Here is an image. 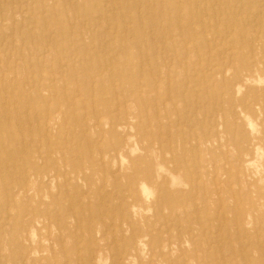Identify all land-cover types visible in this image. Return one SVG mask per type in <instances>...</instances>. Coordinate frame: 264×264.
I'll list each match as a JSON object with an SVG mask.
<instances>
[{"label":"bare ground","instance_id":"6f19581e","mask_svg":"<svg viewBox=\"0 0 264 264\" xmlns=\"http://www.w3.org/2000/svg\"><path fill=\"white\" fill-rule=\"evenodd\" d=\"M13 1L17 5L8 14H0V28L4 26L0 36L8 38L4 48L0 49V194L11 205L22 201L26 203L17 205L16 209L22 214L18 220L11 219L12 215L0 220V264H4L3 258L9 264H107L108 260L111 264H142L140 258L145 256H152L146 264H190L184 262L186 258L172 256L176 249L175 253L184 254L192 248L186 249L184 244L192 241V214L195 216L199 212L196 204L190 207L183 205L186 195L184 186L196 183L198 186L201 167L208 166L212 159L211 151L221 120L210 117L216 115V109L204 113L202 109L198 110L202 108L199 98L206 90L195 88L199 80L187 69L182 71V81L171 85V74L159 77V69H155L151 61L155 64L159 62L157 54L160 50L167 52L163 57L167 60H162L169 66L173 58L182 63L194 52L202 71L206 69L208 74L222 76V86L233 83L244 87L248 80L261 81L264 71V0ZM3 2L0 0V8ZM165 3L168 7L163 6ZM36 10L43 15L35 16ZM58 15H65L66 19L74 17L79 22L69 27ZM205 16L207 20H204ZM26 26L29 28L23 30ZM33 28H40L38 34L46 37L39 48L30 47L33 56L51 59L56 45L67 52L65 59H56L54 73L45 74L33 69L39 57L27 62L15 56L26 51L28 43L25 42L34 35ZM47 31L48 34H42ZM51 32L54 35H50ZM85 35L88 40H85ZM193 38L195 42H190ZM96 40L100 41L94 45V53H90L91 44ZM10 44H16L17 53ZM106 50H112L122 58L106 59L96 65L88 63L92 58L99 60V55ZM75 62L86 71L83 81L87 77L93 78L91 88L84 89L85 94L93 97L103 90L97 105L93 104L94 111H75V108L86 106L83 102L79 105L80 101L76 99L77 95L85 94L74 84L77 75L71 66ZM228 68L235 72V77L226 82L224 77ZM92 69L99 72L94 76L88 75ZM160 83L166 93L159 91ZM258 88L247 85L250 93ZM228 89L233 92L232 87ZM71 90L78 92L71 93ZM45 96H50L49 100L55 96L58 99L52 107H48L41 103L48 98ZM244 97L234 104L245 108L251 115L253 109ZM261 99L263 107L264 99L263 102ZM148 108L154 118H168L170 125H167L165 134L168 135L169 150L161 146L160 151L168 150L178 165V173L170 174V179L160 184L156 179L163 178V167L158 158L154 159L148 153L153 151L148 144L155 131L150 127L141 132V126L135 121ZM168 110H171L170 113ZM208 112V123L200 125L192 118L197 113L206 117ZM68 115H71V122L75 125L73 132L83 141L93 140L92 135L86 134L89 129L96 131V138L112 137V142L101 149L100 156H95L90 147V154L79 159L61 154L59 162L51 155L52 145L57 143L56 134L63 129ZM195 124L198 127H194ZM222 124L229 134L237 137L234 158L240 169L255 162L253 154L260 148L263 132L253 134V123H248L251 126L249 130L239 124ZM207 126L211 128L205 130ZM154 127V130L158 128L156 135L161 136V126ZM131 130L139 131V141L145 134L149 135V139L146 138V142L140 145V150L145 153L139 157L131 156ZM134 145L137 146L136 143ZM74 147V150H80L76 142ZM199 149L207 157L200 159L197 164L199 171H195V177L189 178L183 157L188 152L192 156V152ZM121 153L130 157L125 168ZM51 163L52 168H49ZM71 172L89 183L92 189L90 195L80 197L77 204L55 196L47 203H40L36 197L40 187L46 182L63 187L72 177ZM101 181L117 187L116 196L122 198L123 203L105 204V199L114 194L105 191L97 193ZM148 185L157 192V199L155 197L152 202L148 201L152 193ZM94 192L96 200L92 199ZM42 207L46 210H39ZM162 207L168 209L172 218L176 219L178 214L185 220L187 225L183 233L167 232L168 235H164L168 228L164 231L162 226L167 220L161 214ZM109 223L117 228L113 230ZM194 223L199 226L205 224L200 219H195ZM53 225L58 230L57 234L45 230ZM77 236L84 239V245L74 243ZM153 240L156 242L153 243ZM87 244L88 247H84ZM189 251L187 257L193 258ZM196 261L195 256L191 264Z\"/></svg>","mask_w":264,"mask_h":264},{"label":"rangeland","instance_id":"374dc122","mask_svg":"<svg viewBox=\"0 0 264 264\" xmlns=\"http://www.w3.org/2000/svg\"><path fill=\"white\" fill-rule=\"evenodd\" d=\"M44 1H48V0H44ZM2 5L3 6L0 8L2 12L0 11V14L3 13L8 14L10 12V9L17 5V2L13 0H4ZM163 6L168 7L166 3ZM34 14L35 16L43 15L41 12L37 10L34 12ZM58 16L61 17L64 24L69 27L72 26L74 22L77 21L79 22V20L75 19L74 17H70L69 19H66L67 17L65 15H58ZM203 18H206L204 20L208 19L206 16ZM3 27H1L0 30ZM82 27L84 28V26ZM28 28L29 27L26 26L24 27L23 30H26ZM31 30L34 32V35L30 39L26 40L25 43H28L25 47L27 48L26 51H22L23 53L21 55L15 54V56L16 55L20 56L19 58H21L22 60H26L27 62L34 61L35 58L39 57V56L37 57L36 55L35 56L32 55L33 52L30 49V47L34 46L36 48L37 47L39 48L41 46L40 44L46 40L45 35L41 36L38 34L41 30L40 28H33ZM42 34H48V31L46 33L42 32ZM50 35H54V32H51ZM176 37L177 36H174V38ZM6 39L8 38L7 37L4 38L0 36V44H1L0 49L4 48V43ZM88 39L89 37L85 35V40ZM99 41L100 40H96L91 44L90 48L93 49L89 50L90 53L92 52L94 53V45L98 44ZM190 42H195L194 38ZM9 46H11L13 50H15L16 52V48H15L16 44L15 45L10 44ZM149 48L152 49L153 47L149 46ZM65 53L67 52L61 51L60 46L56 45L51 59L46 56L41 58L39 57L38 64H35L34 68L33 67L32 68L38 72H42L45 74L54 73L53 66L55 64L56 59L57 58L65 59L66 58L65 56H67ZM166 53L164 50L159 51V53L157 54L160 56L158 58L159 62H157L158 65L155 64L154 61H151L155 69H159V73H160L159 77H162L167 74H171L169 83H171L172 85L175 84L176 82L179 83V81H182L181 80L182 71L187 69L189 74H192L194 78H197L199 80V84L196 85L195 88L199 90H206V92L202 94L199 98V100H201L202 108H198V110L202 109V113H204V111L207 112L208 110L211 109H216L217 111L215 116H210L208 112V116L206 117H203L202 114L197 113V114H193L192 118L196 122L200 123V125L203 122L208 123L210 121V117L216 118L215 120L217 119L221 120V124L218 126L219 134L216 138V141L211 151L212 159L208 166L204 168L201 167L200 170L201 174L199 175L200 177L198 178L199 180L198 186L197 183L196 185L193 184L190 186L189 185L184 186L185 189L184 192L186 193V195L183 199V205L185 207H190L189 205L196 204V207H198L199 209V212L195 213V216L194 213L192 214L193 217L191 215V217L193 218L192 222L190 223L193 226V230L191 233L192 241H186L184 247L187 249L188 247L192 246V248L189 249L190 251L189 250L187 251H189L191 254L194 255L193 257L194 260H195V256L197 257V261L195 264H231V263H235L236 261L237 262L235 264H264V241H263L264 240V152H263L264 151V106L262 107L259 101V98H262L261 102H263L264 99V71L262 72L261 75L262 76L261 81L248 80L246 86L244 87L243 86L238 87L233 83H227V86L224 85L222 86L220 84L222 76L220 74H208L206 73V69L202 71L201 65L197 62L196 54L194 52H191L189 56L185 57L186 60L184 59L182 63L181 60L178 61V59L173 58L172 64H170V66L167 63H165L167 59L163 58L166 55ZM99 57H100L99 60L98 58H92L88 61V63L91 65H96L99 61H105L106 59L111 61L114 60L115 58H122L121 56L119 57V55H115V53L112 50L111 51L106 50L104 54H100ZM162 59H164L165 61H163ZM71 68L76 70L77 79L74 81L76 88L85 94L86 92L84 91V89L87 88L88 86L89 88H91L93 78L90 79V77L89 78L87 77V79L83 81L82 78L85 77L86 71L81 69L77 62H75L71 66ZM42 69H44V71ZM97 70L98 69H92L88 73V75L91 76L96 75L99 72ZM234 73H235L234 71L232 73V69L227 71L225 73L224 80H226V82H229V80L235 77ZM247 85H255L257 88L258 87L259 88L256 92L250 93L247 89ZM229 87L233 88V92H231L228 89ZM158 89L162 93L167 92V90L164 89L162 83L159 84ZM69 92L77 94L78 91L75 92L74 90H71ZM246 92L250 94L245 95ZM101 94H103V90ZM101 94L99 93H97V95L94 94L93 97L87 96L86 94L77 95L76 99L80 101L79 105H82L81 103L83 102V104H86V106L85 108H82L81 106L75 108V111L76 112H82V111L91 112V110L94 111L93 104L97 105V101L101 96ZM104 95H106L105 91H104ZM45 97L48 98H45V100L41 103L47 104L48 107H52L53 102L58 99L57 96H55L54 99L51 98V100H49L50 96H45ZM116 97L121 98V95H117ZM242 97H244L245 102H247L248 105L251 107V109H253V113L251 115L247 114L245 108H241L240 106H236L234 104L235 102H237V100L242 99ZM204 98L206 99L205 101ZM41 106L44 107V105L42 104ZM169 111L171 110H168V113H170ZM151 112H152L151 109L148 108V110L145 111L144 113H140V115L135 120L141 126L140 127L141 132H145L150 127L153 129L152 131H155L151 135V138L149 139V135L145 134L143 140L139 141L137 139L139 131L131 130L133 135L130 136L129 141L131 143V148L133 149V152H131V156L139 157L145 153L144 151L140 150L141 143L144 141L146 142V138L149 139L150 145L148 144V147L149 149L151 148L153 151H148V153L149 155L152 156V158L154 159L158 158V160L161 162V165L163 167L162 168L163 171H161L163 178L156 179L157 184H160L165 179L169 180L171 177L170 174L172 173L174 174L175 172L178 173L177 171L178 165L176 162L177 160H175V157L172 154H170L168 151L169 150L168 135L165 134V129H167V125H170L168 118L165 116H160L156 119L152 116ZM42 116L43 115L40 114L39 118L42 119ZM171 116H173V113H171ZM71 120H72L71 115L70 116L68 115L67 120L65 121V124L62 127L63 129H60L59 132L56 134L57 143L53 144L51 148V150L53 151L51 155L55 157L56 161L60 160L61 154L69 155L75 159L84 157V155L90 154L89 147L94 150L95 156L96 155L100 156L101 149H104L107 145H109L112 142L111 139L112 137L109 138L108 136L107 137L105 136L104 138H100V137L96 138V134H94L96 133V131L91 132L92 129H89L86 132V134L92 135L93 140H90L88 142L83 141L73 132L75 125L72 124ZM215 120L213 122H215ZM223 122L224 124L225 122L239 124L241 125V127H244L245 129L248 130L251 127L249 124L253 123L252 124L254 128L253 134H257L260 131L263 132L260 148L256 151V153L253 154V157L256 159V161L242 167V170L240 169L239 163L235 161L234 158V154L236 152L234 148L235 147L234 144H235V138L237 137L233 136V134H229L225 130V127L222 124ZM155 125L161 126L162 129L161 136L160 134L156 135L158 128L154 130ZM92 127L94 128L95 126L92 125ZM194 127H198V124L197 125L195 124ZM208 128L210 129L211 127L207 126L204 129L208 130ZM170 129L172 130L173 126H171ZM195 129L198 130L197 128ZM113 138H115V134ZM75 142L80 145L79 147L80 150H74ZM135 143L137 146L134 145ZM161 146L167 148L168 150L164 151L163 149L162 151H160ZM176 151L177 150H175V152ZM189 153L191 152L185 153L183 159H184V163L186 162L187 164L186 166L188 168L187 169L188 176L189 178H191V177H195L194 173L196 170H198L197 164H199V162L204 158H206L207 156L204 153V151L202 152V150L200 149L196 152H192L194 153L192 156L189 155ZM120 158L123 159V167L124 168L127 167L130 158L129 155L128 154L126 155L125 153H121ZM56 165H58V163ZM59 165L61 164L59 163ZM50 167L52 168V163L50 164L49 168ZM127 171H129L131 174L133 173V170L128 169ZM248 174H250L251 176H249ZM245 175H247V178H245ZM70 176L72 177L68 179L67 184L64 185L63 187L61 185L60 186L56 185L54 182H46V184L44 183L45 185L43 184L44 186L42 185L39 189V192L36 193V197L38 198L40 203L42 202L47 203L52 199L53 196H55L57 198L67 200L70 202L75 201L77 204L80 197L84 198L85 196L90 195L89 191L91 192L92 189L89 183L84 182V180L79 178V176L76 173L71 172ZM95 178L98 180V175H96ZM180 178L183 180V176H180ZM121 180L122 179H120L119 181ZM99 185L100 186L97 190V193L105 191L114 194L111 196L110 199H105V204L108 203V205L112 206L115 202H117L118 204L123 203L121 202L122 198L116 196L118 190L117 187L102 181L99 183ZM148 186L152 191L148 201L150 200L152 202V200L155 197H156L155 199H157V194H156L157 192L154 187H151L150 185ZM108 190H110L111 192ZM95 192L94 194H92L93 200H96ZM76 196H78V198ZM98 198L99 200H101L99 195ZM22 202L23 203L17 202L14 203V205H11L6 201L4 195L0 194V217H1L0 220L4 216H8V215L9 216L12 215L13 217L11 216L10 218L11 219L13 218L14 220H16V218L17 220L21 218L22 214L20 215L19 211L16 208L17 205L26 203L24 201ZM43 209L46 210L43 207L39 210H43ZM161 210H162L161 211L162 216L164 218H167V220L162 225L164 231L167 230L168 228V230L164 232V235H168V233L172 234L174 232L183 233L185 230V226L187 225L185 220L179 217L178 214L176 215V219L172 218L170 213H168L169 211L166 207H162ZM222 212L224 214H222ZM195 219L196 221L200 219L202 223H205L204 226L201 225L199 226L198 224L194 223ZM178 224L180 226H178ZM111 228L115 230L117 227L116 225L111 224ZM45 230L46 231L51 230L56 234L58 233V230L55 228L54 225L49 226V228L47 227ZM234 234H235V238H234ZM68 239L69 238H67V243H69ZM155 242L156 240H153V243ZM74 243L75 244L77 243L78 244L77 246H82L84 245V239L82 240L81 236L79 237L77 236V239L74 241ZM84 247H88V244ZM176 251L177 249L173 251L172 253L173 257L186 258L187 260H185L184 262H188L190 264L191 262H193V258L187 257L189 256L187 251L183 252L184 254H177L175 253ZM151 258L152 256H147V257L145 256L140 258V261L142 264H146L147 262L150 261ZM2 261H4V264H9L7 260H5V258H3ZM107 264H111L109 260L107 261Z\"/></svg>","mask_w":264,"mask_h":264}]
</instances>
